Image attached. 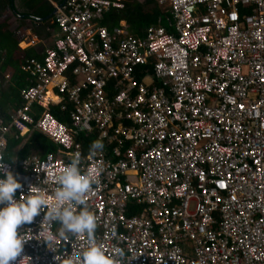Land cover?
I'll use <instances>...</instances> for the list:
<instances>
[{"label":"built area","instance_id":"built-area-1","mask_svg":"<svg viewBox=\"0 0 264 264\" xmlns=\"http://www.w3.org/2000/svg\"><path fill=\"white\" fill-rule=\"evenodd\" d=\"M124 1L53 4L51 44L20 66L29 85L0 119V156L8 133L30 126L63 157L3 159L5 168L25 195L31 184L51 194L79 152L98 176L87 197L97 239L136 256L127 264H264V0H154L163 22L140 36L123 20L110 31L99 24ZM55 106L69 126L50 114ZM77 133L103 149L83 152ZM43 216L21 229L33 236L21 264H57L35 238L59 228ZM85 244L53 246L65 256Z\"/></svg>","mask_w":264,"mask_h":264},{"label":"clouds","instance_id":"clouds-1","mask_svg":"<svg viewBox=\"0 0 264 264\" xmlns=\"http://www.w3.org/2000/svg\"><path fill=\"white\" fill-rule=\"evenodd\" d=\"M3 147L4 144L0 143V149ZM102 149V140L97 139L92 142L89 151L95 155ZM81 164L82 157L77 152L69 163L60 168L55 178L56 187L51 189V194L49 189L31 184L25 195L18 174L5 168L0 156V264H13L18 257L21 264L26 257L22 256L24 244L33 238L26 237L21 229L26 224H32L41 212L44 213L41 223L49 228L53 223L59 224L55 233L46 231L43 238L35 237L43 240L55 253L54 261L57 264H127L136 258L126 257L119 247L109 250L98 241V217L87 201L92 186L98 183V176L82 168ZM17 190H21L19 198L16 196ZM73 237H85L86 244L71 255H58L53 246L55 242L69 241Z\"/></svg>","mask_w":264,"mask_h":264},{"label":"trees","instance_id":"trees-1","mask_svg":"<svg viewBox=\"0 0 264 264\" xmlns=\"http://www.w3.org/2000/svg\"><path fill=\"white\" fill-rule=\"evenodd\" d=\"M56 4L61 3L62 0H53ZM25 6L29 14L36 18L45 17L52 11L53 7L46 2V0H27ZM14 10L12 6V0H1L0 14L3 10ZM42 9V12L39 10ZM159 8L155 4L154 0H125L121 9H109L106 13L101 15L99 24L106 27L109 31L117 26L119 21H124L126 28L134 35L140 36L144 26L155 23L157 17L162 16ZM25 18V17H24ZM1 28L3 29L0 24ZM7 27H9L7 25ZM34 28V27H33ZM32 28V29H33ZM4 30V29H3ZM14 32L4 30L0 32V85L5 80V70L10 71L8 77L10 86L6 90H0V118L4 120L6 117L5 108L1 107V104H9V107L15 109L21 103L19 98L20 89L29 85V77L26 73L20 70V66L25 60L34 58L38 61L41 57L35 52V50H20L17 47V43L14 39ZM2 33V34H1ZM3 104V105H4ZM37 113L41 112L39 107L34 108ZM50 114L59 122L68 125L67 114L60 111L59 107H51L49 109ZM27 131H14L11 130L5 136L6 146L2 153L3 159L7 162H12L13 155L17 159H22L33 154L38 156H44L48 153L53 154L56 158H62V151L54 146L48 139L40 135L38 132L32 130L29 133ZM77 140L83 145L82 150L86 152L93 141L96 140L95 135L83 136L78 134ZM16 150V151H14ZM134 214L130 212L129 215Z\"/></svg>","mask_w":264,"mask_h":264},{"label":"crops","instance_id":"crops-1","mask_svg":"<svg viewBox=\"0 0 264 264\" xmlns=\"http://www.w3.org/2000/svg\"><path fill=\"white\" fill-rule=\"evenodd\" d=\"M26 2H27V0H12V6H13L14 10L11 11V10H8L7 8H5L3 10V12L0 14V24L1 25L4 24V26H2L4 30H9L12 32L15 31L14 32V39L17 43L18 49H20V50H29V49L35 50V52L39 55V57H41L43 50L50 46L52 38L55 35V30L51 24V18L44 19L46 17L45 16V17H41V18L34 17V18H36V20L31 19L30 17H33V16H31L29 14L27 7L25 6ZM46 2H48L51 6H53V4H56V2L53 0H46ZM0 3H1V0H0ZM39 11L42 12V9ZM162 17L163 16H160L161 22H163ZM123 23H124V21H123ZM7 25L9 27H7ZM3 29L1 28V31H4ZM46 43L49 45L47 46ZM9 75H10V71L5 70V72H4L5 80L1 83L0 90L5 91L6 88L11 85V83L9 82V79H8ZM3 104H1V107L5 108V110H6L7 119L6 120H4L3 118H0V119L3 122H5L8 120V116L13 111V109L11 107H9V104H7V103H5L4 105ZM78 134L79 133H77L76 136H78ZM82 135L87 136L85 134H82ZM104 145H105V143H104ZM14 151H16V150H14ZM33 155H35V154H33ZM14 156H15V154L13 155L12 162H9V163H11V164L17 163V161L19 159H17Z\"/></svg>","mask_w":264,"mask_h":264},{"label":"water","instance_id":"water-1","mask_svg":"<svg viewBox=\"0 0 264 264\" xmlns=\"http://www.w3.org/2000/svg\"><path fill=\"white\" fill-rule=\"evenodd\" d=\"M58 6H59V5H58ZM54 11H55V8H53L52 11L50 12V14H48L44 19H49V18H51V16H52V14L54 13ZM14 12H15V11H14ZM30 18L36 20V18H34V17H30Z\"/></svg>","mask_w":264,"mask_h":264},{"label":"rangeland","instance_id":"rangeland-1","mask_svg":"<svg viewBox=\"0 0 264 264\" xmlns=\"http://www.w3.org/2000/svg\"><path fill=\"white\" fill-rule=\"evenodd\" d=\"M138 1H142V0H138ZM130 32V31H129ZM46 45L48 46L49 44L46 43Z\"/></svg>","mask_w":264,"mask_h":264}]
</instances>
